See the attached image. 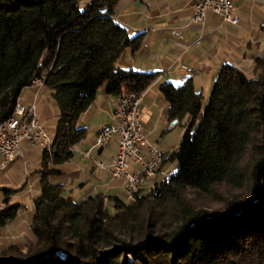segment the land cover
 Here are the masks:
<instances>
[{
	"label": "trees",
	"instance_id": "16d2710c",
	"mask_svg": "<svg viewBox=\"0 0 264 264\" xmlns=\"http://www.w3.org/2000/svg\"><path fill=\"white\" fill-rule=\"evenodd\" d=\"M116 2L0 0V122L25 87L30 98L34 77L41 79L38 95H49L56 108L50 127L43 120L49 113L38 110L51 140L36 167L18 185L1 180L0 228L20 215L23 203L11 195L27 186L34 192L27 238L9 240L0 264H264V45L253 54L255 75L229 61L219 65L203 107L190 74L159 85L167 117L182 125L164 157L177 163L167 175L126 199L64 192V178L76 173L67 165L72 146L85 135L77 118L96 88L140 92L157 74L116 63L124 47L137 45V35L113 17ZM259 29L264 33V16ZM19 160L24 154L5 166ZM221 182L242 194L224 196L215 208L187 196Z\"/></svg>",
	"mask_w": 264,
	"mask_h": 264
},
{
	"label": "crops",
	"instance_id": "0c3cea01",
	"mask_svg": "<svg viewBox=\"0 0 264 264\" xmlns=\"http://www.w3.org/2000/svg\"><path fill=\"white\" fill-rule=\"evenodd\" d=\"M231 1L234 4L233 10L237 16V10H243L245 9V6H247L248 12L245 14V17L241 15L238 16L236 23H234H239L241 26H245L251 34L250 39L247 38L246 40L245 50L242 53L241 61H244L247 60L248 57H253V54L258 52L264 45V38L261 44L256 40L254 41L253 34L256 31L250 27L251 22L249 20V17L251 19L254 16L258 20L259 27V23L264 16V2L263 0L259 1L262 10L261 8L255 10V6L252 5L253 0H251L250 3H246V0ZM191 12L192 0H117L115 4V13L113 17L125 26L128 35H137L136 47H124L116 59V63L122 68L157 71L154 79L141 91L137 103L139 111L137 121L146 140L153 142L163 152V156L157 164L154 173L147 177V180L142 186H147L152 180H156L154 177L163 171V164L166 159L164 157L168 152L173 150L178 143L177 141L175 145H171V147H164L160 144L162 134L165 131L170 130L175 124L180 123L176 119L171 121V119L167 117V102L159 91V85L164 81L178 82L187 74H190L193 79V67L185 60L188 56H192L193 59H196L197 56L201 54L203 39H210L213 37L212 35H215L216 39L221 43L226 42L230 45L232 44V41L242 40L241 37L237 36L235 29L231 27L234 24L222 20L214 12L206 10L201 26L196 22L189 21ZM258 30L256 35H259V32L261 31ZM223 61L228 60L225 58L221 59L218 61L217 66L219 67ZM232 63L241 67L240 63ZM193 86L196 90L201 92V95L203 94L202 84L197 87L196 84L193 83ZM27 88L26 93L22 96L19 94L18 98L20 101L26 102L28 100L30 90L29 87ZM41 99L42 98L40 97L38 101H41ZM116 99L117 95L109 94L104 91V83H102L96 88L93 99L77 118L78 121L80 117V120L78 121L79 123H77L85 126V135L87 136V132H89L91 137L86 141V144L81 140L83 146H78L76 143L73 145V155L76 154L77 158L75 162L70 165V168L74 169L76 173L64 178V192L71 197H75L76 191H78L79 188L84 186L88 188L90 185L100 186L103 184L105 186L94 189L106 190V192H116L115 189L118 184L116 179H109L105 172H99V175L103 173L101 176L102 180L98 177V174H93V160L102 152L110 139L102 145L90 146L92 136L99 125L112 121L111 110L116 106ZM36 112L38 116L42 115L37 108ZM86 112H88V117L100 113V117L98 116L99 119L90 127H88L86 119L83 116ZM48 116L49 115H43V120H46ZM93 148L96 149L95 154L91 153ZM87 149L88 155H85L84 150ZM114 150L109 154V158L112 156ZM81 160H85L83 166L80 165ZM173 166L174 163L172 160L169 169ZM86 169L89 171V176H94L96 182L90 184L88 187V184L83 185L87 178L83 174L81 175V171L84 173ZM76 176L79 180L77 183L73 184L72 182L74 181L71 178ZM163 176H165V174H163L162 177ZM68 178H70L69 183H67ZM110 187L115 189L109 191ZM68 189H71V192ZM17 199H19V197H17ZM30 206L31 209L29 211L26 209L25 202H23L22 207L24 211L18 218H20V222L24 224H27L29 221L32 211V203ZM26 210L27 213L25 214ZM10 226L11 225H7V228Z\"/></svg>",
	"mask_w": 264,
	"mask_h": 264
},
{
	"label": "rangeland",
	"instance_id": "374dc122",
	"mask_svg": "<svg viewBox=\"0 0 264 264\" xmlns=\"http://www.w3.org/2000/svg\"><path fill=\"white\" fill-rule=\"evenodd\" d=\"M259 1H261V0H253L252 1V5H254L256 8L255 10L260 9V8L262 10V7H261V4ZM250 2H251V0H246V3H250ZM78 3H79L80 7L83 6V0H78ZM236 10H237V8H236ZM247 12H248L247 6H245V9H243V10L239 9V10H237L236 13L238 14V16L241 15V16L245 17V14ZM249 20L251 22L250 27L254 31H256L253 34L254 41L256 40L259 42V44H261L263 42V38H264L263 34L264 33L261 32L260 30H258L259 29L258 20L254 16L251 19L249 17ZM231 27H233L235 29L237 36L242 38L241 41H237V40L232 41L231 42L232 44L230 45V44H227L226 42L221 43L219 40L216 39L215 35H212L213 37H211L210 39H203L202 40L203 41V48L201 47L202 52L199 56H197L196 59H193L192 56H188L185 60L189 63L190 66L193 67V70H192V75H193L192 81H193V83H195L197 87H199L200 84L203 85L201 107H203V105H204V103L208 97V93H209L212 81L215 78L217 70L219 68L217 66L218 61H220L221 59L225 58L228 61L240 63V66L243 68L244 72L247 75H255L256 71L259 69V68H256V66L253 64V62H254L253 57H248L247 60L241 61L242 53L245 50L246 40H247V38L250 39L251 34L248 32V30L245 26H241L239 23L234 24ZM257 30L260 31L259 35H256ZM261 49H262V47L259 49V51ZM244 57H246V56H244ZM40 85H41V82H40V84H37V83L30 84V88H31V90H33L32 95L30 96V98L26 102H23V101H21V102L27 103L33 99V101L35 103L36 117H37V120L41 124L42 127H43V124L39 121L38 115L36 112V104H37L38 110L40 107L44 106V111L49 113V116L45 120L46 121L45 123L47 124L48 127H50L52 124L54 115L56 113V108H55V105L53 103V100L51 99V97L49 95H45V94L38 95L37 89ZM27 89H28L27 87L25 89H23L22 93L20 92V95L22 96L24 93H26ZM40 97H42V99H41V101H38ZM18 100H20V99L18 98ZM99 114L100 113L93 114L92 116L88 117V112H86L83 115L84 118L86 119V123L88 124V127L93 125V123H95V121L99 119V117H100ZM79 120H80V117H79L78 121ZM102 124H104V123H102ZM102 124H100V125H102ZM48 132L50 133V129H48ZM180 132H181V125L175 124L173 127L170 128V130L165 131L162 134L160 144L164 147H167V146L171 147V145H175V143L179 139ZM113 133H115L116 135ZM90 135L91 134L89 132H87V136L84 135L82 141H84L85 144L87 143L86 141H88L90 139V137H91ZM92 138H93V136H92ZM117 138H118V133L112 132L110 134V137H109V139H110L109 143L103 148L102 152L95 159H101L104 161H109L110 160L109 154L114 150V148L116 149L115 144L117 143ZM19 144L22 148V156L24 154V161L23 160L14 161L13 163L8 164L7 166H5V165L3 166V168L1 169V172H0V181L1 180L5 181L6 184L18 185L23 180L25 174H27L29 176L31 169H33L37 165V159L40 155L42 145L39 144V142H37V141L30 143L28 140H26L24 138L20 140ZM76 144L78 146H83V144H81V140L76 142ZM93 146H95V145H93ZM95 150L96 149L93 148L91 153L95 154V152H96ZM114 152H115V150H114ZM85 155H88V151ZM76 158H77V156H76V154H74L69 159V162H67L68 163L67 165H71L72 163H74ZM245 160H246V158L243 159V161H245ZM8 161H6V162H8ZM6 162H5V164H6ZM171 162H172L171 159H168V158L165 159L164 164H163V171L154 177L156 180L161 178L163 174L167 175L171 170L176 168L177 163H176V160L173 159L174 166L171 169H169ZM84 163H85V160L84 161L81 160L80 165L83 166ZM93 165H94V163H93ZM130 167L134 168L135 165H133L131 163ZM99 172H103V173L105 172V174L107 175V177L109 179L114 178L117 180L118 184L116 185L117 186L116 189L110 187L109 191L111 189H115V191L117 193H120V195L123 196L124 199H126L127 197L130 196L124 190L125 189V187H124L125 182H124L123 178H121V177H110L107 174L105 168H99V167L93 168V174H96V175L98 174V177L101 179V176L103 175V173L101 175H99ZM82 174L87 178V180L84 182L83 185L88 184L87 185V187H88L90 184L96 183L94 180L95 179L94 176H89V171L87 169L85 170L84 173H83V171H81V175ZM69 179L70 178H68L67 183H69ZM71 179H73V181H74V182H72L73 184L77 183V181L79 180V178L77 176L73 177ZM146 180H147V178H146ZM65 186H67V185H65ZM101 186H105V185H103V184L100 186L99 185H96V186L90 185V187H88V188H86V186L79 188L78 191H76V195L74 198L78 199L83 194H85L86 192L94 191L95 190L94 188H98V187L100 188ZM69 188H71V187H69ZM243 189L244 188L229 186V185L221 182V183H217V184L212 186L211 193H209V192L208 193H202V192L190 191L187 196L191 197L193 200L195 199V201L198 202L202 206H205L208 208H215L223 202L222 199L224 196H226V195L228 196L229 194H233V193L236 194V192L238 194H242ZM68 190L71 192V189H68ZM103 191H106V190H103ZM33 192H34L33 188L31 186H29V189L25 188L24 192H18L17 195L12 194L11 197L9 198V200H12L15 197H19V200L22 203L25 202L26 209H28L30 211V209H31V206H30L31 205V196L33 195ZM23 211H24L23 207H20L18 212H19V214H21ZM26 213H27V210H26L25 214ZM28 223H29V221L27 222V224L20 222V218H17L16 220L6 221L3 224V226L0 228V249H2V247L5 246L7 244V242L11 239L25 240L27 238L26 233H27ZM7 225H11V226L9 228H7ZM26 247H28L27 243H25L23 246H21V252H25V250L27 249Z\"/></svg>",
	"mask_w": 264,
	"mask_h": 264
},
{
	"label": "built area",
	"instance_id": "2783aa9c",
	"mask_svg": "<svg viewBox=\"0 0 264 264\" xmlns=\"http://www.w3.org/2000/svg\"><path fill=\"white\" fill-rule=\"evenodd\" d=\"M231 0H192L191 22L202 23L206 10L219 15L221 19L234 24L238 16L234 13ZM201 26V25H200ZM41 79L34 77L31 83L40 84ZM36 90V89H35ZM140 92H120L116 106L111 110L112 121L100 125L95 131L90 146L101 145L109 140L112 132L118 133L116 149L109 161L93 160V167L105 168L110 177H121L127 193L138 190L154 170L163 156V152L153 142L147 141L137 118V103ZM45 130L38 122L35 103L30 100L23 103L16 98L12 111L0 122V172L5 162L22 157L21 139L30 143L42 141ZM88 151L85 150L84 154ZM135 165L134 168L130 164ZM29 189V186H27Z\"/></svg>",
	"mask_w": 264,
	"mask_h": 264
},
{
	"label": "bare ground",
	"instance_id": "6f19581e",
	"mask_svg": "<svg viewBox=\"0 0 264 264\" xmlns=\"http://www.w3.org/2000/svg\"><path fill=\"white\" fill-rule=\"evenodd\" d=\"M50 137L45 133L44 135H43V137H42V141H41V145H44L45 147H47L48 148V146H49V143H50ZM125 187V192L127 193V187L126 186H124Z\"/></svg>",
	"mask_w": 264,
	"mask_h": 264
},
{
	"label": "water",
	"instance_id": "95a60500",
	"mask_svg": "<svg viewBox=\"0 0 264 264\" xmlns=\"http://www.w3.org/2000/svg\"><path fill=\"white\" fill-rule=\"evenodd\" d=\"M171 121H173V119Z\"/></svg>",
	"mask_w": 264,
	"mask_h": 264
}]
</instances>
